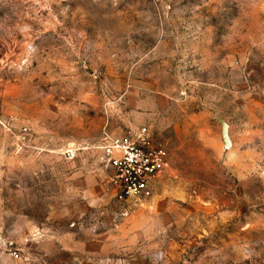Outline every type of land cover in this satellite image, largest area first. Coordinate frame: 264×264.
<instances>
[{"label":"rangeland","instance_id":"1","mask_svg":"<svg viewBox=\"0 0 264 264\" xmlns=\"http://www.w3.org/2000/svg\"><path fill=\"white\" fill-rule=\"evenodd\" d=\"M143 129L122 217L102 147ZM0 264H264V0H0Z\"/></svg>","mask_w":264,"mask_h":264},{"label":"built area","instance_id":"2","mask_svg":"<svg viewBox=\"0 0 264 264\" xmlns=\"http://www.w3.org/2000/svg\"><path fill=\"white\" fill-rule=\"evenodd\" d=\"M146 134L143 129L134 139L109 138L102 147V161L112 171L109 184L122 217L147 206L153 181L167 166L165 151L150 143Z\"/></svg>","mask_w":264,"mask_h":264},{"label":"water","instance_id":"3","mask_svg":"<svg viewBox=\"0 0 264 264\" xmlns=\"http://www.w3.org/2000/svg\"><path fill=\"white\" fill-rule=\"evenodd\" d=\"M215 120L217 124L219 125L221 132H220V137H221V143L223 145L224 150H228L231 147V141L228 137V126L227 124L220 118V117H215Z\"/></svg>","mask_w":264,"mask_h":264}]
</instances>
